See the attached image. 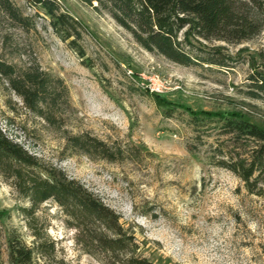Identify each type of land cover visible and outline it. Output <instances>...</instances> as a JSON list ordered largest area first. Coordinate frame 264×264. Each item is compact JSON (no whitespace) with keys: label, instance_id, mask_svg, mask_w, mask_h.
Returning a JSON list of instances; mask_svg holds the SVG:
<instances>
[{"label":"rangeland","instance_id":"rangeland-1","mask_svg":"<svg viewBox=\"0 0 264 264\" xmlns=\"http://www.w3.org/2000/svg\"><path fill=\"white\" fill-rule=\"evenodd\" d=\"M11 1L27 25L0 6V61L16 75L36 68L49 74L57 96L38 114L0 74L4 135L97 196L133 236L136 255L154 264H264V200L216 165L250 146L233 150L219 124H194L189 114L231 115L264 129V98L249 97L246 87L252 72L264 73V0H240L261 25L257 35L237 43L191 37L199 57L220 64L188 67L143 50L106 12L56 0L81 25L80 58L68 45L73 32L62 41L43 10ZM154 84L160 92L149 91ZM83 134L121 146L123 158L86 155L69 141ZM21 207L29 202L0 170V264H10L9 231L32 245ZM36 216L54 251L35 253L31 264H105L54 201L41 204Z\"/></svg>","mask_w":264,"mask_h":264},{"label":"trees","instance_id":"trees-1","mask_svg":"<svg viewBox=\"0 0 264 264\" xmlns=\"http://www.w3.org/2000/svg\"><path fill=\"white\" fill-rule=\"evenodd\" d=\"M25 1L43 10L51 29L62 41L69 40L70 32H73L75 39L68 45L80 58L85 56L76 41L81 38V25L63 12L56 0ZM81 1L96 12H106L143 50L185 67L220 64L209 57H199L193 50L191 37L237 43L252 38L261 30L259 21L245 11L247 5L240 0ZM249 2L254 4V0ZM0 6L10 18L27 25V19L19 15L11 0H0ZM0 74L36 113L43 115V109L54 104L57 95L51 87V77L42 70L36 68L16 75L12 65L0 61ZM246 87L249 97L264 98V73L252 72ZM189 114L194 124L202 119L219 124L223 134L232 141L233 150L243 145L250 146L245 154L237 155L234 150L230 157L226 155L229 159L222 157L216 165L233 173L249 193L264 200V129L236 116ZM69 141L86 155L109 162L121 160L125 152L121 146L107 144L89 134L71 137ZM0 170L12 178L14 188L29 202V207H21L19 211L25 216L26 227L33 237L32 245L28 246L16 229L8 232L6 247L10 264H31L35 253L49 256L54 251V243L47 239L45 228L39 229L36 225V213L48 200L62 208L77 229L83 246L89 253L101 255L105 264H154L136 255L138 247L133 236L123 229L112 209L77 180L45 166L1 130Z\"/></svg>","mask_w":264,"mask_h":264},{"label":"built area","instance_id":"built-area-1","mask_svg":"<svg viewBox=\"0 0 264 264\" xmlns=\"http://www.w3.org/2000/svg\"><path fill=\"white\" fill-rule=\"evenodd\" d=\"M149 91L151 93H156V92H160V89L156 84H154L152 87H150Z\"/></svg>","mask_w":264,"mask_h":264}]
</instances>
